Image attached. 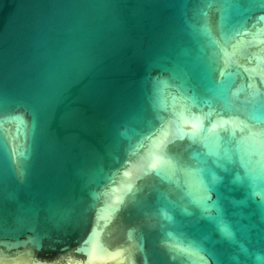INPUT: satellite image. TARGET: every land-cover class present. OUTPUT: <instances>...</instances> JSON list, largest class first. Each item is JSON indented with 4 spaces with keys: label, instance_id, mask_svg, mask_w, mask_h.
<instances>
[{
    "label": "water",
    "instance_id": "water-1",
    "mask_svg": "<svg viewBox=\"0 0 264 264\" xmlns=\"http://www.w3.org/2000/svg\"><path fill=\"white\" fill-rule=\"evenodd\" d=\"M0 264H264V0H0Z\"/></svg>",
    "mask_w": 264,
    "mask_h": 264
}]
</instances>
